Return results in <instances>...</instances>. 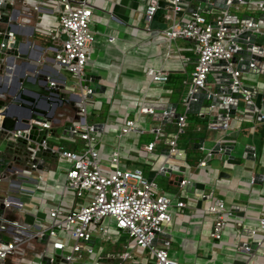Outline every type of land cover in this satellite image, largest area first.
<instances>
[{"label":"crops","instance_id":"1","mask_svg":"<svg viewBox=\"0 0 264 264\" xmlns=\"http://www.w3.org/2000/svg\"><path fill=\"white\" fill-rule=\"evenodd\" d=\"M89 1L93 9L95 33L89 47L85 74L89 76L88 85L96 90L87 102V111L90 109L87 120L99 124L97 146L100 156L107 159L119 143L123 167H139L156 183V178L168 177L172 186L162 188L163 191L175 192L177 200L186 204L172 212L170 224L160 232L155 243L168 245L169 256L178 261L177 252L169 249V244L176 240L188 250V256V252L191 254L187 262L178 261L181 264H243L245 253L237 250L234 244L237 241L250 243L249 263L264 264V233L258 232L253 238L247 235V228L256 225L258 218L264 215V122L259 118V112L264 113L263 69L241 75L242 85L252 95L251 109L245 111L247 105L240 98L235 113L229 116L227 127H211L212 122H222L219 114L226 108L216 106L207 112L209 107L206 106L211 101L205 98L193 108L194 111L187 112L183 103L184 80L190 77L197 58L194 41L178 37L168 42L161 32L146 31L141 14L143 4L136 0ZM258 1L264 0H235L227 4L228 8H222L214 4L215 0H183L185 10L181 16L188 17L192 7L200 5L210 21L218 8L227 9L239 19L247 16L258 18L264 15L256 6ZM12 5L17 25L11 32L15 39L23 42L19 50L24 57L17 56L6 75H0V90L6 89L5 94L20 93L23 99L20 105H13L9 110L8 132L18 129L19 120L28 111L36 110L48 118L45 122L49 124L47 140L50 143L76 149L73 142L62 145L57 143L58 137L52 136L58 131L62 134L64 130L66 133L63 134L76 136L71 133V128L64 129V126L66 122L72 126L77 121L80 100V85L54 59L57 41L47 36V29L57 24V0H14ZM230 7L235 11H231ZM109 35L115 39L109 41ZM258 39L262 37L258 36ZM160 66L167 71V80L150 81L146 70ZM213 72H210L211 78L208 76L210 81L213 80ZM97 83L100 84L98 87ZM95 101L100 110L94 111ZM141 103L152 106L155 112L171 109L185 113L188 130L178 141V148L185 152L183 159L165 154L168 148L161 140L152 150L144 147L154 138V125L166 123L165 128L172 129L175 126L173 119L160 121L154 115H144L128 135L119 134L125 118L138 116ZM3 116L0 113L1 120ZM29 120L32 122L33 119ZM195 138H202L203 149H195ZM218 142L227 146V152L215 150L206 164L199 166L198 159L206 150L215 149ZM164 162L171 164L170 176L158 170ZM68 164V160L61 156H46L42 169H29L14 176L9 173V180L1 183L0 192L22 202L20 207L7 208V214H13L24 226L23 230H17L21 242L15 256L8 259V264H47L40 252L44 248L51 250L48 239L42 242L32 234L50 222L48 209L58 202L63 192L61 186ZM221 171L228 175H220ZM40 174L44 178H40ZM181 178H187L189 182L179 185ZM204 193L206 196L202 197ZM219 198L235 214L228 218L224 233L217 241L209 234L214 214L205 210V206ZM79 204L76 202L68 207ZM11 233L8 231L3 235L4 239L13 240ZM258 240L262 241V245L256 244ZM115 246L119 245L114 243ZM145 256L147 264H153L146 252ZM138 264H141L140 258Z\"/></svg>","mask_w":264,"mask_h":264},{"label":"built area","instance_id":"2","mask_svg":"<svg viewBox=\"0 0 264 264\" xmlns=\"http://www.w3.org/2000/svg\"><path fill=\"white\" fill-rule=\"evenodd\" d=\"M9 1L13 3L14 0ZM136 1L143 4L141 14L146 31L161 32L168 42L178 37L195 40L194 48L197 58L190 77L184 80L185 99L183 98V103L186 107L193 93L205 89L210 72L224 71L231 75L230 89L235 90L238 87L247 105L245 111L251 109L250 105L253 103L251 92L242 85L243 71L237 68L238 61L241 59L240 51L245 46L238 39L247 30L255 34L256 37L252 43L249 41V34L241 37L253 53L248 62V71L263 69L261 64H264V15L258 18L247 16L239 19L230 14L227 9L218 8L214 19L210 21L202 12L200 5L193 6L188 17H182L181 13L185 10L183 0H163L167 2L164 6H160L161 0ZM233 1L235 0H226V4L229 5ZM57 4V24L47 29V36L50 40L57 41V45L54 47V59L63 65L75 82L80 85V100L77 108L79 117L72 124L70 131L79 137L84 145L80 150H76L50 143L47 138H44L39 142L41 148L33 149L31 157L33 158L37 152L44 149L67 159L69 164L64 173V190L67 187L76 197H81L83 202L77 206L68 207V210L64 212L61 205L62 192L58 202L49 207L50 222L45 228H39L32 234L34 238H42L47 234L51 250L48 251L44 248L40 255L47 256L49 264H78L76 261L80 260L83 254L89 255L94 252V227L97 226L102 234H107L109 231L110 225H101L104 217L108 216L109 221L114 223V227L118 231L127 232L130 238L120 244L113 240V245L107 252L99 254L95 260L87 262V264H138V258L134 253L137 247L146 249L153 264H181L169 256L168 245L152 243L155 234L163 232L171 222V197L159 192L157 183L145 176L141 168L121 165L122 155L119 143L110 152L107 159H102L97 146L100 140L97 135V125L87 120V101L94 91L93 87L82 83L86 76L85 65L89 47L94 40L95 33L90 1L57 0ZM256 6L264 14V1L256 2ZM34 8H38V6L34 5ZM159 11L165 24L162 27L159 26L161 21L157 19ZM154 21L156 23H153ZM258 36H261L262 39L259 40ZM14 38L13 32L9 31L8 38L5 39V42L2 41L0 46H9ZM114 39L113 35H109V41ZM214 72L212 74H215ZM146 75L150 81H166L168 78L167 71L161 66L148 68ZM232 99V96H228L226 99H222L221 103L229 104ZM208 107L209 109L215 108L216 104L211 103ZM155 113L152 106L141 103L138 108V116L125 118L119 134L128 135L136 128V122L144 115H154ZM225 115V120L218 123L212 122L210 126L226 128L230 116L227 109ZM259 118L264 122V113L259 112ZM32 123L46 129L49 128L47 122L32 120ZM187 130L186 115L185 113L179 114L172 129H166L162 123L154 125L152 127L154 138L144 147L147 150H152L156 142L161 140L167 145L169 154L180 155L178 141ZM24 132H26L25 129H16L11 130L9 135L17 136ZM200 148L203 149L202 146ZM215 150L226 153L227 146L219 144L215 149L206 150L205 154L198 159L197 164L204 166L207 158L212 156ZM30 167L37 169V162L30 163ZM163 167L162 164L158 170L163 171ZM39 177L44 178V175L40 174ZM253 179L251 177L252 181ZM187 182L189 179L181 178L179 185H184ZM205 196V193L202 194V197ZM4 204L7 208L20 207L22 202L9 200ZM175 205L184 207L186 204L183 200H176ZM205 210L214 214L209 234L213 239L220 240L228 218L232 217L235 212L232 208L227 207L221 198L207 204ZM63 212L64 216H61ZM6 225L13 227L11 236L14 239L0 241V264H8L7 260L15 256L21 242L19 239L21 235L17 230L24 229L23 224L16 218L5 220ZM2 227L4 228V225ZM258 232L264 233V215L258 218L256 225L247 228V235L251 238ZM232 235L235 234L232 233ZM90 237H94L92 245L86 242ZM80 238L82 240H79ZM108 238L111 239L109 235ZM132 238L135 240L133 243L131 242ZM70 239L73 241L70 242ZM114 243L119 246L113 247ZM256 244L262 245V241L258 240ZM235 247L245 253L243 264H250L249 254L252 250L250 243H238L237 241Z\"/></svg>","mask_w":264,"mask_h":264},{"label":"water","instance_id":"3","mask_svg":"<svg viewBox=\"0 0 264 264\" xmlns=\"http://www.w3.org/2000/svg\"><path fill=\"white\" fill-rule=\"evenodd\" d=\"M166 3L167 2L163 0L159 2L160 6H164V4ZM214 4L222 8H228L226 0H215ZM157 14L158 21H161V25L164 26L165 24L163 22V17L160 15V11ZM15 17L16 11L12 3L9 0H0V43L2 41L5 42V39L8 38V32L16 28L17 24L14 21ZM153 23H156V21H154ZM248 34L250 35V43L254 42L256 36L249 30L242 33L241 37ZM241 37L237 39L243 42L245 46L240 51L241 59L238 61L237 68H239L243 72H248V62L253 53L251 52L249 45ZM22 43V41L14 38L9 46H0V75H6V71L11 69V65L14 63V60L17 56L24 57V54L19 50ZM257 59L259 58L257 57ZM261 67L264 71V64H261ZM213 76V80H208V82L206 83L205 89H201L192 94V98H190L187 103V112L194 111L193 108L200 102H202L203 99L207 98L211 101V103H215L216 106L226 108L230 114L235 113L238 100L242 98V95L240 94L238 87H236L235 90L230 89L229 84L232 80L231 75L224 71H220L219 73H215ZM88 77V75L85 76V80L82 81L83 84H88ZM19 82H23V79H19ZM99 85V83L96 84L97 87ZM5 92H7L6 89L0 90V113L4 115L1 120L0 128V185L2 182L9 180V173L14 176L16 173L22 174L23 171L33 169L30 167V163L33 162H37V168L42 169L44 164V157L56 156V154L51 153L48 150L41 149L35 154L33 158L31 157L33 149H35L36 147L41 148L39 142L42 139L47 138L48 129L32 123L29 118L45 122L48 118L47 116L43 115V113H40L36 110L28 111V114L25 117L21 118L19 120V124L17 125L18 129H25L26 132L17 136L9 135L7 128L9 125L8 121L11 118L9 110L13 105H20V101L23 99V96L20 93L14 94L10 92L8 94H5ZM228 96H232V101L229 104H222V99H226ZM183 98L185 99L184 95ZM206 110L208 112L210 109L206 108ZM195 111L197 110L195 109ZM179 114V112L172 111L171 109H166L165 112H156L154 114V117L160 121H170L172 119L176 121V118ZM219 117L222 121L225 120V112L219 114ZM64 127V129H70L72 126L70 122H66ZM63 133H66L65 130L63 131ZM54 134L56 133H53V135ZM193 141L195 149L202 146V138H195ZM219 144L220 143L218 142L215 145V148H217ZM179 151L182 153L181 155L169 154V156L183 159L185 152L183 149H179ZM165 154H168V149L166 150ZM163 165V171L161 172L166 176H170L171 164L169 162H164ZM220 175L226 176L228 174L224 171H221ZM257 175L261 176V174ZM9 200H12V197L10 195L5 192H0V241H5L3 235H5L7 231L13 232V227L11 225L5 226V220H10L15 217L13 214H7V207H5L4 203L5 201ZM2 225H4V228L2 227ZM159 234V232L155 234L152 242L153 244H155ZM38 239L42 242H45L47 240V234ZM79 240H82V238H80ZM86 242L92 245L94 242V237H90ZM43 262L49 264V258L47 256H44Z\"/></svg>","mask_w":264,"mask_h":264},{"label":"rangeland","instance_id":"4","mask_svg":"<svg viewBox=\"0 0 264 264\" xmlns=\"http://www.w3.org/2000/svg\"><path fill=\"white\" fill-rule=\"evenodd\" d=\"M230 10L231 11H235L233 9V7H230ZM208 76H209V78H211V74L210 73L208 74ZM93 104H94V111L100 110L99 109L100 107L98 106L99 104L96 101L93 102ZM91 106H92V103H91ZM87 112H90V109ZM52 136L53 137H58V139L56 141H57V143L62 144V145H64V144L66 145V143L73 142L74 143L73 147H75L77 150H78V148L80 149L84 145V142L79 137L69 136V135L63 134V133L61 134L59 131L56 134L52 135ZM152 137H154V134H152ZM161 178L162 179H160V177L156 178L157 183L159 185V189L158 190L160 192L165 193V194H167V195H169L171 197V199H172L171 216H172V212H175L176 209L178 208L175 205V201L177 200V197L174 194L175 192H170L169 193V192L163 191L162 188L171 187L172 185H170L168 183V181H169L168 177H166V179L164 177H161ZM61 189L63 190V199H62V204L61 205H62V210L64 212H66L68 210V205L69 204H73V203H76V202L77 203L83 202V199L81 197H76L74 195V193L71 190H69L67 187L64 190V187L61 186ZM65 200L67 201L68 205L66 204ZM64 212L61 214V216H64ZM101 225H110L109 226V231L107 232V234H102V232L98 229L97 226L94 227V230H93L94 236H95V242H94V245H93L94 252L92 254H89V255L88 254H83V257L80 260L76 261V263H78V264H87V262L95 260L99 254L107 252L108 249H110L111 246L113 245V240L116 243L120 244L124 240L130 238L128 236L127 232L118 231L114 227V223L112 221H109V217L108 216L104 217ZM108 235L111 237V239L108 238ZM72 241H73V239H70V242H72ZM134 241L135 240L132 238L131 242L133 243ZM217 241H220V240H217ZM169 249H170L171 252L172 251L177 252L176 253V257L178 258V261L182 262V263L187 262V260H186L187 257H190V255H191L190 252H188L189 253V256H188V254H187L188 250L184 249L181 245H179L176 240L172 241L169 244ZM145 252H146V249H144V248H141V247L135 248L134 253H135V255L138 258H140L141 264H147V258L145 256ZM36 264H38V263L36 262Z\"/></svg>","mask_w":264,"mask_h":264},{"label":"trees","instance_id":"5","mask_svg":"<svg viewBox=\"0 0 264 264\" xmlns=\"http://www.w3.org/2000/svg\"><path fill=\"white\" fill-rule=\"evenodd\" d=\"M164 125V127L166 126V123H162Z\"/></svg>","mask_w":264,"mask_h":264}]
</instances>
